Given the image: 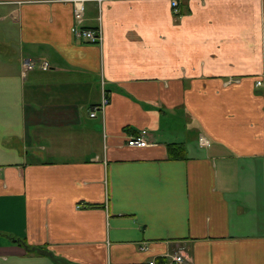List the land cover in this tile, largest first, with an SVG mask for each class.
I'll use <instances>...</instances> for the list:
<instances>
[{
	"label": "crops",
	"instance_id": "0c3cea01",
	"mask_svg": "<svg viewBox=\"0 0 264 264\" xmlns=\"http://www.w3.org/2000/svg\"><path fill=\"white\" fill-rule=\"evenodd\" d=\"M82 5L0 0V264H264V0Z\"/></svg>",
	"mask_w": 264,
	"mask_h": 264
},
{
	"label": "built area",
	"instance_id": "2783aa9c",
	"mask_svg": "<svg viewBox=\"0 0 264 264\" xmlns=\"http://www.w3.org/2000/svg\"><path fill=\"white\" fill-rule=\"evenodd\" d=\"M183 0H170L173 13L176 15L181 14V4ZM74 3V19L75 23L71 30L73 34L80 39L99 43L102 39V33L100 29H89L81 25L83 20V5L82 0H73ZM40 66L46 68L45 62H41L35 59H23L22 68L23 73L27 70L34 68L35 66ZM257 85H261V81L256 82ZM108 96L106 94L102 95L100 102L94 104L90 108L89 115L95 116L98 113H103L106 105L108 104ZM147 130H138L133 134H130L127 138V145L131 147H145L151 144L147 137ZM198 141L202 145H208L209 141L203 135H199ZM144 264H189L187 256L182 252L166 253L160 256L152 257L148 259Z\"/></svg>",
	"mask_w": 264,
	"mask_h": 264
},
{
	"label": "water",
	"instance_id": "95a60500",
	"mask_svg": "<svg viewBox=\"0 0 264 264\" xmlns=\"http://www.w3.org/2000/svg\"><path fill=\"white\" fill-rule=\"evenodd\" d=\"M30 249L32 251H36L37 253L44 254V255L48 256L53 262L58 263V264H78L75 262H69L62 257L55 256L51 251L44 249V248L33 246Z\"/></svg>",
	"mask_w": 264,
	"mask_h": 264
},
{
	"label": "trees",
	"instance_id": "16d2710c",
	"mask_svg": "<svg viewBox=\"0 0 264 264\" xmlns=\"http://www.w3.org/2000/svg\"><path fill=\"white\" fill-rule=\"evenodd\" d=\"M167 150L169 158L176 159L184 157L185 150L181 143H169L167 145Z\"/></svg>",
	"mask_w": 264,
	"mask_h": 264
}]
</instances>
